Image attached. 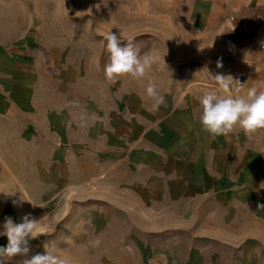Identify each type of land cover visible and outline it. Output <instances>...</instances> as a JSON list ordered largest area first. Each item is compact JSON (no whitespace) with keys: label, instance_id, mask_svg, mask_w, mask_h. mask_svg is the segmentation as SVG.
<instances>
[{"label":"rangeland","instance_id":"rangeland-1","mask_svg":"<svg viewBox=\"0 0 264 264\" xmlns=\"http://www.w3.org/2000/svg\"><path fill=\"white\" fill-rule=\"evenodd\" d=\"M203 19L189 0H0V192L14 194L0 193V226L37 220L32 255L47 243L66 264H163L157 252L178 259L190 245L192 257L264 264V224L246 221L244 198L237 217L218 208L199 156L224 136L203 129L200 98L264 91V42L246 43L255 26L237 40L230 18ZM109 31L156 57L143 78L106 79ZM20 58L29 67L13 69ZM208 71L231 74L241 91ZM227 137L264 149V128Z\"/></svg>","mask_w":264,"mask_h":264},{"label":"crops","instance_id":"crops-1","mask_svg":"<svg viewBox=\"0 0 264 264\" xmlns=\"http://www.w3.org/2000/svg\"><path fill=\"white\" fill-rule=\"evenodd\" d=\"M189 8L192 14L202 15L207 24L218 23L230 18L228 22L230 28L241 33L236 32L237 40L243 32L252 31L251 29L255 26L257 33L253 36L246 35V43L255 47L260 42H264V0H189ZM6 64L7 69L9 68L8 61ZM10 66L19 70L29 67L23 58L16 60V63L12 61ZM65 118L66 115L63 113L56 120L64 125L66 124ZM242 138L232 139L220 136V140L213 143L212 151L208 152L207 145L202 144L199 156L203 161L201 164H204L209 170L210 177L213 178L214 192L219 194L218 208L237 217L241 207L245 205V200L247 210L250 209L246 221L258 222L262 225L264 224V207L260 205H264V149L251 150L253 146L250 143L242 144L244 140H241ZM204 159L209 161L206 162ZM227 198L228 200H223ZM236 220L231 219V222ZM223 221L226 222L227 219ZM195 250L197 248L191 249L190 245H186L185 256H180L179 261L185 264H223L220 257L216 260L207 256L192 257V255H198ZM157 253V261H162L163 264H174L178 261L174 257L169 258V251L161 250ZM243 254H249V251L246 250ZM240 263L249 264V261L246 258Z\"/></svg>","mask_w":264,"mask_h":264},{"label":"clouds","instance_id":"clouds-1","mask_svg":"<svg viewBox=\"0 0 264 264\" xmlns=\"http://www.w3.org/2000/svg\"><path fill=\"white\" fill-rule=\"evenodd\" d=\"M121 38V35L118 36L112 31L104 37L106 49L110 54L109 63L104 67L106 79L115 81L122 76L143 78L155 63L156 57L149 54L141 57L138 49L134 47L133 37L127 38V44L122 47ZM221 67L222 64L217 62V68ZM208 73L225 92L230 89H235L237 93L241 91V82L231 74L212 75L209 71ZM145 91L147 97L153 101V110H158L164 102V97L159 94L157 85L150 81ZM200 104L202 107L200 123L203 129L213 136H227L237 125L245 133L264 128V91H258L255 87L250 88L246 96H220L214 91H209L200 98ZM0 193H4L5 196L14 195ZM22 201L24 200L20 198V201L14 200L13 204L18 205ZM36 225L37 220L32 219L30 215H25L20 223L14 222L10 217L5 218V222L0 226L3 229L0 230V236H6L8 243L6 246H0V264H8L15 257L22 258L20 264H66L64 259L54 254V249L47 243L44 245V254H31L30 241L37 238L34 235Z\"/></svg>","mask_w":264,"mask_h":264},{"label":"built area","instance_id":"built-area-1","mask_svg":"<svg viewBox=\"0 0 264 264\" xmlns=\"http://www.w3.org/2000/svg\"><path fill=\"white\" fill-rule=\"evenodd\" d=\"M262 49H264V45H262Z\"/></svg>","mask_w":264,"mask_h":264}]
</instances>
